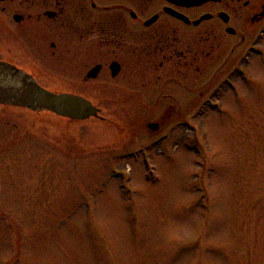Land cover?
Instances as JSON below:
<instances>
[{
  "label": "rangeland",
  "instance_id": "1",
  "mask_svg": "<svg viewBox=\"0 0 264 264\" xmlns=\"http://www.w3.org/2000/svg\"><path fill=\"white\" fill-rule=\"evenodd\" d=\"M253 37L243 75L189 78L203 84L200 103L179 93L175 109L150 108L155 93L125 58L115 79L108 68L85 83L47 78L107 101L104 120L14 107L15 145L0 161V264H264V34Z\"/></svg>",
  "mask_w": 264,
  "mask_h": 264
},
{
  "label": "flooded vegetation",
  "instance_id": "2",
  "mask_svg": "<svg viewBox=\"0 0 264 264\" xmlns=\"http://www.w3.org/2000/svg\"><path fill=\"white\" fill-rule=\"evenodd\" d=\"M208 3L221 7L202 14L212 16L194 24L201 16L191 18L184 11L193 7L168 0H0V61L29 72L46 87L83 94L76 85L59 78L54 83L47 78L83 75L85 83L96 80L108 68L115 79L123 70L122 60L135 58L140 86L150 85L149 92L155 93L150 108L158 109L164 104L166 107L171 101L168 109H175L179 93H199L194 101L200 103L206 97L203 84L192 87L189 78L206 74L243 75L239 63L248 61V51L254 48L256 39L253 35L264 34V0H220L205 4ZM169 8L185 14L191 22L175 16ZM222 12L227 13L228 21L221 17ZM155 16V20L148 22ZM242 20L246 22L245 29L236 26ZM224 36L239 40L229 44ZM105 56L112 57L110 63L104 62ZM114 62L120 66L116 75H113ZM98 65L97 77L86 78ZM142 93L137 98L145 96ZM206 101L214 104L210 99ZM106 103L102 100L99 106L105 108ZM14 107L0 104L3 162L10 159L15 145ZM169 118L166 112L161 115L163 120ZM150 123L158 124L154 131L161 127L160 121Z\"/></svg>",
  "mask_w": 264,
  "mask_h": 264
},
{
  "label": "water",
  "instance_id": "3",
  "mask_svg": "<svg viewBox=\"0 0 264 264\" xmlns=\"http://www.w3.org/2000/svg\"><path fill=\"white\" fill-rule=\"evenodd\" d=\"M176 5L185 7L201 6L207 2H217L220 0H168ZM168 11L175 16L190 23L191 20L185 14L169 8ZM226 21H228L227 13H220ZM211 14L207 13L199 19L193 21L194 24L200 23L202 20L211 18ZM156 16L148 22L155 20ZM232 31V29H230ZM113 75L118 74L119 64L114 62L112 65ZM100 65L94 67L86 76V78H95L98 75ZM0 104H8L15 107L28 109L35 113L53 114L60 119L68 122H77L89 120L92 118L104 120L101 115L102 108L94 103V101L85 95L58 91L53 88L46 87L38 82V80L29 72L17 67L16 65L0 61ZM149 127L153 130L158 128L157 123H150Z\"/></svg>",
  "mask_w": 264,
  "mask_h": 264
},
{
  "label": "trees",
  "instance_id": "4",
  "mask_svg": "<svg viewBox=\"0 0 264 264\" xmlns=\"http://www.w3.org/2000/svg\"><path fill=\"white\" fill-rule=\"evenodd\" d=\"M33 113H35V112H33ZM53 115V114H52ZM57 117V116H56ZM57 118H59V117H57Z\"/></svg>",
  "mask_w": 264,
  "mask_h": 264
}]
</instances>
